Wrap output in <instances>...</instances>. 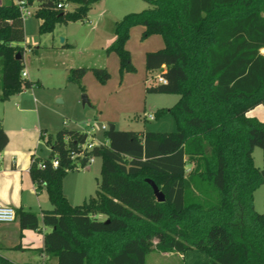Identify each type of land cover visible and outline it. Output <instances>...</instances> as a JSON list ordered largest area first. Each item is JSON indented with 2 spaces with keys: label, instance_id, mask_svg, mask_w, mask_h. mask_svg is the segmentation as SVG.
Segmentation results:
<instances>
[{
  "label": "trees",
  "instance_id": "1",
  "mask_svg": "<svg viewBox=\"0 0 264 264\" xmlns=\"http://www.w3.org/2000/svg\"><path fill=\"white\" fill-rule=\"evenodd\" d=\"M95 1L27 0L37 2L40 33L83 20ZM144 1L147 8L115 21L105 52L117 54L122 77L135 70L125 46L131 28L141 26V38L161 36L163 47L145 54L152 75L145 90L178 95L173 105L153 112L154 118L170 113L176 129L103 130V143L87 152L100 158L95 194L79 204L69 202L62 185L69 170L85 166L86 159L77 162L70 153L88 134L58 130L48 140V156L34 157L30 166L35 186L45 188L51 204L44 211L52 227L44 250L58 264H145L151 252L191 249L205 252L210 264H264V213L254 206L255 190L264 180L253 160L254 148L260 147L264 168V120L247 115L264 104V0ZM68 3L75 4L72 10L65 9ZM24 40L18 7L4 0L0 100L36 84L23 75ZM89 69L100 83L110 77L105 67L78 66L68 70L67 79L80 81ZM155 70L165 82L153 78ZM7 142L0 125V152ZM147 178L163 201H157ZM15 213L22 227L37 226L35 213L22 208ZM53 238L64 248L51 243ZM0 264L16 263L0 255Z\"/></svg>",
  "mask_w": 264,
  "mask_h": 264
},
{
  "label": "rangeland",
  "instance_id": "2",
  "mask_svg": "<svg viewBox=\"0 0 264 264\" xmlns=\"http://www.w3.org/2000/svg\"><path fill=\"white\" fill-rule=\"evenodd\" d=\"M74 6V3H68L65 9L72 10ZM148 6V3L144 0H96L91 4L87 16L83 20L58 24L52 32L46 33H40L38 31L40 20L34 14L36 9L35 5L32 6L33 13L24 18L25 40L21 43L24 47L22 69L23 71H28L29 78L40 75L43 85H35L33 88L24 89L21 91L20 98H17L16 95H12L6 100H0V117L3 112L5 122L13 123L19 119L17 118L20 115L18 110L23 108L24 110L30 108V112L25 113L27 116L25 117L26 121L35 122L37 116H39L42 127H45L47 131L44 135L39 137L37 145V152L42 157L47 156L50 148L49 141L53 139L55 131L65 126L87 130L97 126L99 127V131L96 133L94 139L101 140L103 132L101 125L109 126L112 122L107 121L104 117L100 118L98 116V109L94 108L89 97L91 95L94 96V98L97 96L96 98L99 100V104L105 106L103 112L106 113V106L108 107L114 98L117 97L118 102L123 103V105L126 103L123 97L126 96L127 92H118L119 94H116V86L121 81L122 77H128V83H142V86L143 83H145L146 77L148 80L152 79L151 74L145 75L144 58L142 57V59L141 56L138 55V52L141 50L140 45H142V47H144V43L148 45L147 39H149V36L141 38L140 34L136 35L132 32L129 37V44L133 52L132 63L135 70L125 72L123 76L120 77L118 63L117 66L114 64V69L107 67L110 77L104 83L98 82L91 73L85 75L80 81L68 80V71L65 72L63 69L65 61L67 60L66 62H68V64H73L71 62H76L74 64H91L89 62H91L94 57H97V55L99 56L102 54V56L105 57V50L97 51V49L101 44H104L103 41L108 37V32H110V38H114L112 19L116 18L118 20L128 12L140 11ZM102 10L103 12H101ZM96 22L98 23L97 28L95 27ZM109 25L110 27H108ZM140 28L141 26H134V29ZM62 29L67 30L66 40L63 41L66 43L64 46L61 45L63 43L58 34ZM70 34H72V36ZM158 37L161 36L158 35ZM52 45L54 46L53 48H51ZM104 48L106 47L104 46ZM60 49L64 50L67 54H60ZM98 52H100V54ZM158 73L157 70L153 71L154 76ZM87 77H90V81L87 80ZM25 78L27 79L26 76ZM144 93L142 92V95L135 94L137 105L144 103V95L146 94ZM82 94L87 95L90 104L83 105L81 103ZM146 95L148 97V103L154 104H173L178 99V95L176 94H171L173 96H160L154 93ZM155 110L156 108L146 109L145 119L142 118L141 110L129 111L118 120L117 128L135 131L142 129L161 132L175 131L176 125L173 116L170 113H166L157 118H151L150 116L153 115ZM133 116H137V119H133ZM253 160L256 166H262V150L260 147L254 148ZM99 177L100 158L93 157L92 162H87L85 166L74 168L67 172L63 178L64 187L70 197L71 190H73V188L75 189V186H77V191H79L81 186L88 188L90 194L94 195L97 178ZM260 189L262 190H259L258 187L254 193V206L258 212L259 210H263L262 201L264 199V185L261 186ZM71 200L75 199L71 197ZM80 200L82 199H79L77 202H81ZM32 231L35 232L34 230ZM54 262L55 260L51 259L49 264H54ZM146 264H181V261L177 258L175 253L172 256H164L160 252H153L148 255Z\"/></svg>",
  "mask_w": 264,
  "mask_h": 264
},
{
  "label": "crops",
  "instance_id": "3",
  "mask_svg": "<svg viewBox=\"0 0 264 264\" xmlns=\"http://www.w3.org/2000/svg\"><path fill=\"white\" fill-rule=\"evenodd\" d=\"M3 2L4 0H0V4H2ZM34 5L36 7L37 2H33L32 6ZM101 12H103V10ZM116 20H117L116 18L112 19V27H114L113 25ZM97 24L98 23L96 22L95 23L96 28L98 27ZM108 27H110V25ZM66 31H67L66 29H62L60 30V32H58V34L62 38V43H63L61 44L62 46L66 44L63 42L66 40V34H67ZM113 32H114V28H113ZM132 32L133 34L141 35L142 27L140 29H134V27H132L130 30V35L132 34ZM61 35H64V36H61ZM70 35L72 36V34ZM107 35L108 37L105 38V41H103L104 44H101V46L97 49V51L105 50L106 48H104V46L107 47L110 44V42L113 40V38H110V32H108ZM113 37H114V34H113ZM148 38H149L147 39L148 45H145V43H144V47L140 45L141 50L138 52V55L141 56V58L142 57L144 58V62H145L146 52L162 48L164 45L162 38L158 37L157 34L151 35ZM125 46L129 50L131 54V59L133 62V58H132L133 52L129 44V39L127 40ZM53 47L54 46L52 45L51 48ZM60 50H61L60 54H67L65 53L64 50L62 49ZM261 52L264 54V48L261 49ZM98 53L100 54V52ZM104 54H105V57H103L102 54H100L99 56L97 55V57H94V59L91 62H89L91 64H85V63L74 64L76 62H71L73 64H70V63L68 64L66 60L64 64L65 66L63 69L65 72H67L72 67H78V66H85L87 68L105 67L106 69L107 67H111V69H114V64H116L117 66V63H118L117 54L115 52L114 53L105 52ZM23 59H24V52H23ZM161 69L165 70L164 66ZM157 71L159 72V70ZM24 72L26 73L25 76L27 77L28 80L32 82H36L35 85H38V86L43 85L40 75L33 76V78H29L28 71L24 70ZM90 73L94 76L92 70L89 69L85 72L83 77ZM146 74L147 72L145 69V75ZM154 77L155 76L153 75V78ZM87 78H88L87 80L90 81V77H87ZM127 78L128 77H125V76L122 77L121 81L116 86L117 87L116 94H119L121 92H127L126 96L123 97V100L126 102L124 105L123 103H119L116 97L110 102L108 107L106 106V113H104L103 108L105 106L104 105L102 106L101 104H99L98 102L99 100L96 98L97 96L95 98L92 95L89 97L91 104L94 106V108L98 109L97 110L98 116L100 118H103V117L106 118L107 121H111L115 129H118L117 123H118V120L122 118L121 116L126 115V113H128L129 111H140L141 110L142 116H143L142 118L145 119L146 109H149V108L157 109L159 107H169L176 102L175 101L173 104H154L150 102L148 103L147 101L148 97L146 94H150V93L146 92L145 90V86H146L145 83L147 84V82L149 81L147 77L145 78V83H143V86H142V83H139V84H133L131 82L128 83ZM31 88H33V86ZM142 92L146 93V94L144 93L145 101L143 104L137 105V102L135 101V98H136L135 94L137 93L139 95H142ZM20 94L21 92L15 95L17 98H20ZM154 94H158L160 96H173L171 94H164V93H154ZM18 112L20 113V115L17 117L19 119L14 121L13 123L5 122V117L3 115V112L1 114L2 116L0 117V125L4 128V130L6 131L8 135V142L5 148L0 152V203L3 205L11 206L15 210L18 208H22L23 210H27V211H31L35 213L38 219V223L35 228H31L29 226L22 227L17 217L12 222L0 223V255L2 257L9 259L10 261L16 264H49V262H51V259L55 260L54 264H58L57 257L54 255H51L50 253H47L44 250L47 244H49V242L47 241V235L52 229V227L48 226L44 221V216H45L44 211L47 209H50L51 204L48 199V195H47L45 188L43 186L36 187L30 175V166H31L33 158L34 157L41 158V159L45 158V157H42L40 154H38L37 145L39 142V137H41V134L44 135L47 131L45 127H42L39 116H37V119L35 120V122L26 121L25 117L27 116L25 113L30 112V108L29 109L27 108L25 110L24 108L19 109ZM247 115L254 116L259 120H264V104H261V105H258L252 108L251 110L247 112ZM133 119H137V116H133ZM64 128L77 129V130L86 132L88 134L89 140H93L96 137L95 136L96 133L99 131V127L97 126L91 127V129H88V130L70 127V126L69 127L65 126ZM58 130L55 131V134ZM138 131L142 132V131H147V130L142 129ZM151 131H154V130H151ZM49 152H50V148H49ZM258 167H260L261 169L263 168L262 166H258ZM62 187H63V192L65 193L67 199L69 200L71 204H79L83 200L92 196L88 188L81 186L79 191H77V186H75V189L73 188V190H71V197L72 199H75V200H71V197L65 190L64 180H63ZM260 188L261 186L259 187V190H262ZM79 199H82L80 200L81 202H77L79 201ZM262 206H263V210L261 211L259 210V212L264 213V199L262 201ZM32 230H34L35 232H33ZM51 243L58 244L62 248H64L62 243L59 242L56 238H53L51 240ZM161 254H163L164 256H168V255L172 256L174 253L173 252H163ZM148 255H147V258H148ZM175 255H177V258H179V260L181 261V264H210L208 255L203 251L191 249V250L185 251L184 253H175ZM147 258H146V261H147Z\"/></svg>",
  "mask_w": 264,
  "mask_h": 264
},
{
  "label": "built area",
  "instance_id": "4",
  "mask_svg": "<svg viewBox=\"0 0 264 264\" xmlns=\"http://www.w3.org/2000/svg\"><path fill=\"white\" fill-rule=\"evenodd\" d=\"M15 5L18 7L20 14L22 18L24 19L25 17L31 15L33 13L32 11V5L28 4L27 0H14ZM57 7H61V4L58 3ZM26 73L23 71V75ZM155 78L157 79L158 82H165V79L162 78V76L158 73ZM153 118V115L150 116ZM109 126L106 125H101V129L105 130ZM102 140H89L87 139L85 143L81 144L79 146V149L77 152L72 151L70 153V158L71 159H76L77 162L80 161V159H86L87 162H92L93 161V156L88 155V151L92 149L95 145L102 144ZM86 162V163H87ZM52 167H56L58 165V159L54 157L51 161ZM40 167H44V163H39ZM16 218V213L15 209L11 206L3 205L0 203V223L4 222H12Z\"/></svg>",
  "mask_w": 264,
  "mask_h": 264
},
{
  "label": "water",
  "instance_id": "5",
  "mask_svg": "<svg viewBox=\"0 0 264 264\" xmlns=\"http://www.w3.org/2000/svg\"><path fill=\"white\" fill-rule=\"evenodd\" d=\"M60 40L62 41V38L60 37ZM16 57L17 58H20V54L17 53L16 54ZM164 68H166L164 66ZM81 103L84 105V104H90L89 102V99L87 97L86 94H82L81 96ZM115 127L112 123L109 124V130H113ZM261 175H262V178L264 180V168L261 169ZM146 182L149 183V185L152 187L153 189V193L157 199V201H163L164 200V195L163 193L159 190L158 186L155 184V182L149 178L146 179Z\"/></svg>",
  "mask_w": 264,
  "mask_h": 264
}]
</instances>
